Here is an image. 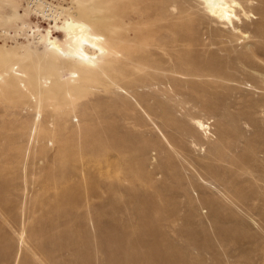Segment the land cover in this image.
<instances>
[{"label": "rangeland", "instance_id": "obj_1", "mask_svg": "<svg viewBox=\"0 0 264 264\" xmlns=\"http://www.w3.org/2000/svg\"><path fill=\"white\" fill-rule=\"evenodd\" d=\"M74 1L0 0V264H264V16L179 0L85 79L39 14Z\"/></svg>", "mask_w": 264, "mask_h": 264}, {"label": "bare ground", "instance_id": "obj_2", "mask_svg": "<svg viewBox=\"0 0 264 264\" xmlns=\"http://www.w3.org/2000/svg\"><path fill=\"white\" fill-rule=\"evenodd\" d=\"M75 1L77 2V7H78L77 13L74 12H73L74 14L71 13V10L73 9L68 8L69 9L68 13H65L64 10L63 11L59 10L60 11L59 13L53 11V13L55 14H47L41 12L39 14H42L43 18L48 22L50 28H52L56 33L62 34L61 37L54 38L53 35L49 32L46 37L47 40L46 42L48 43L47 44L48 46L46 48H48L49 52L56 53V55L59 54V56L65 57V59L66 58L69 59L70 62L74 64L72 66H77L84 74V75L82 74V76L80 77L78 76L79 78L84 76L85 79H90L92 76H96V75L101 76L108 74L110 71H114L117 68L118 63L122 59L124 60L123 56H125V58L126 56L129 57V53H131L130 51L133 49L131 48L132 43L130 44V46H128L129 44L128 45L126 44L125 38L122 39L121 34L118 30L119 28L126 25L127 22L135 21L136 24H138V26L139 25L157 26L153 23L161 22L164 19L163 18L164 13L165 14L167 13L168 20L170 19V24L168 25V28H170V30L173 33L177 32L178 25L176 23V20L179 18L180 15V9L177 4V1L179 0H97V2L95 0L94 4L95 3L96 4L94 6L93 3L91 2L85 5L83 1L80 0H75ZM194 1L196 2L198 1L200 3V6L201 4L205 6L207 10V17L209 20H211L216 24H219V28L226 30L230 34L242 33L244 31V28L247 27L250 18L253 17L252 16L253 14L258 15L260 17L264 16V0H194ZM180 3L182 2L180 1ZM199 3L197 4L195 3L194 5H198ZM183 7H186V5ZM197 7H199V5ZM237 7L240 9L239 11L241 12L240 15L237 14V10H236ZM195 9L196 8H194V10ZM199 9L200 7L197 10ZM104 10L109 11L110 15L109 16L107 14L105 15ZM80 14L81 15L84 14L85 16L90 17L92 19L91 22L92 24H89L85 19L79 17L78 15ZM204 18H206V16ZM116 21L120 22L121 25L118 24ZM98 25L104 26L103 29L105 30V34L100 33L97 27ZM162 26L165 25L161 24L157 30L161 29ZM34 29H36V27ZM131 31L133 32L134 37L129 38L128 40L130 41L138 40L139 43L145 44V42L139 41V38L148 34V32L143 31L140 28L133 29ZM243 36L245 37L246 34H244ZM147 38L145 37L146 40ZM147 42L149 43V41ZM152 42L150 41V43L154 45L155 41L153 43ZM155 43L158 44L161 43V41L158 40V42ZM176 43H178V41L174 40L173 44ZM159 46L161 47L162 45ZM39 59H43V57L41 56V58L39 57ZM53 59L54 58L52 57V60ZM98 71H100L101 73ZM58 83L59 82L57 81V85ZM82 87L84 88L85 86ZM68 94L70 93L68 92ZM70 95L72 96V94ZM75 95H79V94L75 93ZM198 124L203 128L206 126L200 121L198 122Z\"/></svg>", "mask_w": 264, "mask_h": 264}]
</instances>
